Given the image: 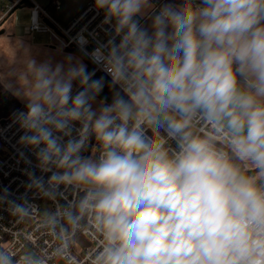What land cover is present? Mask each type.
<instances>
[{
    "label": "clouds",
    "instance_id": "obj_1",
    "mask_svg": "<svg viewBox=\"0 0 264 264\" xmlns=\"http://www.w3.org/2000/svg\"><path fill=\"white\" fill-rule=\"evenodd\" d=\"M94 8L104 38L73 40L95 67L29 59L3 85L24 107L0 138L20 133L28 187L77 192L50 217L62 246L84 230L89 264H264V0Z\"/></svg>",
    "mask_w": 264,
    "mask_h": 264
},
{
    "label": "built area",
    "instance_id": "obj_2",
    "mask_svg": "<svg viewBox=\"0 0 264 264\" xmlns=\"http://www.w3.org/2000/svg\"><path fill=\"white\" fill-rule=\"evenodd\" d=\"M0 2L2 3L0 24L8 20L13 11L19 9L23 3H30V23L24 27V34L27 36L35 33L47 34L54 43L53 46H58L62 52L69 49L80 53L73 38L82 29H87L85 35L95 30L99 32L100 38H104V33L98 28L103 13L97 14L92 2L63 27L52 19L43 7L32 0H0ZM51 6L58 11L61 0H51ZM89 39L87 48L91 50L95 42ZM23 107L14 111L23 110ZM10 114L0 121V128H7ZM19 134L13 128L0 138L3 148V153L0 155V249L11 251L16 261L30 257L38 261V264H89V255L97 246L96 241L86 231L80 230L69 236L66 245L62 246L59 238L60 226H56L53 230L50 223L52 214L78 198L77 192L71 187L65 188L61 185L58 193L46 196L35 187L29 188L28 172L33 169L16 151L19 147L17 145ZM26 155L34 165L35 158L31 153ZM35 172L37 176L41 175L39 169ZM13 202L23 205L25 211L15 210ZM60 224L69 228L66 221L61 220Z\"/></svg>",
    "mask_w": 264,
    "mask_h": 264
},
{
    "label": "rangeland",
    "instance_id": "obj_3",
    "mask_svg": "<svg viewBox=\"0 0 264 264\" xmlns=\"http://www.w3.org/2000/svg\"><path fill=\"white\" fill-rule=\"evenodd\" d=\"M40 6H47L46 0H33ZM68 0H64V4ZM48 14L55 19L62 27L67 22V16L62 11L55 13L53 9H47ZM29 23V19H21L18 17L16 22L15 36L23 38L24 41L19 42L14 40H1L0 41V82L4 85L8 82L15 83L20 72L25 70L26 63L29 59H35L37 63L50 60L53 64L64 61L66 56L72 54L77 58H83L85 63L88 64L89 70L93 68V65L88 62L82 54L67 49L66 52H62L61 49L54 44L47 34H34L29 37H23L21 24ZM18 28V29H17ZM32 44H29L28 41ZM64 51V50H63ZM16 105L18 107L23 104L15 98ZM15 110V109H14Z\"/></svg>",
    "mask_w": 264,
    "mask_h": 264
},
{
    "label": "crops",
    "instance_id": "obj_4",
    "mask_svg": "<svg viewBox=\"0 0 264 264\" xmlns=\"http://www.w3.org/2000/svg\"><path fill=\"white\" fill-rule=\"evenodd\" d=\"M63 1L64 0H61V7H60V9L58 11H56V10H54L52 8L51 0H46L47 6H43V8L46 10V12H47V9L51 8V9H53V11L55 13H60L62 11V7H63V12L67 16V22H66L65 25H67L68 22L72 18H74L88 3H90V2L94 3V0H68L64 4H62ZM1 4L2 3L0 2V7H1ZM30 6L31 5L28 2L23 3L20 6L19 9H16L15 11H13V13L11 14V17L8 20H6V21H4L3 23L0 24V41L1 40H6V39H7V41L8 40H14V39L16 41H19V42L24 41L23 38H18V37L15 36V30H16V26H17L16 22H17L18 17H19L21 19H29V23H30V9H31ZM158 7H159V4H158ZM47 14H48V12H47ZM29 23L24 24V25L21 24L23 37L24 36L25 37H29V36L24 34V27L27 26ZM142 23L147 24L148 21L145 20V21H142ZM35 34H37V33H35ZM32 35H34V34H32ZM32 35H30V36H32ZM28 42H29V44H32L30 40Z\"/></svg>",
    "mask_w": 264,
    "mask_h": 264
},
{
    "label": "trees",
    "instance_id": "obj_5",
    "mask_svg": "<svg viewBox=\"0 0 264 264\" xmlns=\"http://www.w3.org/2000/svg\"><path fill=\"white\" fill-rule=\"evenodd\" d=\"M102 75L101 73H97V77ZM104 95H109L107 89H105ZM110 99V95H109ZM19 105H16L15 98L12 96L10 92H8L3 84L0 82V121L7 117L11 112L16 110ZM3 153L2 145L0 144V155Z\"/></svg>",
    "mask_w": 264,
    "mask_h": 264
}]
</instances>
